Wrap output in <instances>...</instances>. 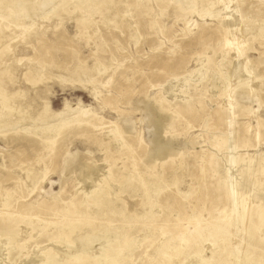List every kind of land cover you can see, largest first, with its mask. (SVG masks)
Masks as SVG:
<instances>
[{"label": "rangeland", "instance_id": "1", "mask_svg": "<svg viewBox=\"0 0 264 264\" xmlns=\"http://www.w3.org/2000/svg\"><path fill=\"white\" fill-rule=\"evenodd\" d=\"M62 1L64 0H53L42 8V12L48 13L56 6H59L55 8L56 11L59 10ZM244 5L243 10L249 20L264 24V0H246ZM67 6L72 8V4ZM151 6V16L129 18V29H107L101 23L94 26L89 30V34L91 35L92 30H97L93 37L95 44H88L79 33L73 22L74 16L65 17L61 24L56 18L41 20L33 16L31 11L27 12L28 15H23L22 20L27 27L32 25L29 38L31 44H35L40 54L45 55L47 51L50 54L43 59L53 56L54 61L67 70L79 61L85 69H92L91 67L94 68L97 64L96 60H99V63H103L108 69L99 78L102 88L99 89L98 97L93 98L90 88L84 90L76 84L65 83L60 86L53 81H47L35 89L29 87L22 80V73L28 65V62L23 60L17 64L13 75L14 84L8 87V90H22V97L18 102L23 107L31 105L29 111L27 110L30 115L40 112L44 101L48 102L51 113L60 111L65 102L74 110L80 102L97 120L104 123L113 122L125 131V137L128 139L125 140L135 149L137 161L143 158V164L154 165L153 170L156 173L171 174L179 180V184L177 188H167L161 195L149 197L145 196L141 185L133 191L129 189L118 198L120 201L116 203V208L121 209L124 203L127 214L140 215L147 212L155 220L153 225L158 231L179 236L193 231L197 225L212 224L219 213H227L230 210L229 204L221 199V195L213 191L211 167L208 164L210 157H214L221 169H228L226 161L229 156L235 155L231 154L228 147L243 136L252 137L253 147L248 150L240 148L237 151L240 158L246 155L248 159L254 160L255 157L264 155V102L257 101L260 96L250 95L251 101L238 100L240 108L237 110L235 134L228 138L225 135L224 113L221 110L223 99L220 97L221 93L231 87L247 83L253 88H258L259 78L264 82V40L262 44L251 42L248 47L246 55L253 63L251 66L255 75V79H252L243 72V59L238 61L232 53H221L223 31L220 17L208 19L204 24L193 15L189 18L190 28L185 29L183 23L175 21L173 12L167 9L166 15L160 17L159 26L151 29V17L158 18L160 15L159 7L154 2ZM221 9V6H217L212 12L218 14ZM11 15V8L0 10V19L1 16ZM135 21L138 23L136 31ZM0 24L4 35L8 36L3 42L12 46L10 62L17 58L33 56V51L25 49L20 38H13L19 35L17 29L14 35H10L14 31L5 29L7 21L3 19L1 23L0 20ZM55 24L60 26L54 28ZM247 33L249 31L244 36L248 37ZM95 45L98 48H95ZM119 64H122V68L117 70ZM53 72L56 73V70ZM91 76L97 78V72H93ZM78 78L85 81L86 76L81 74ZM200 78L203 79L202 82L194 86ZM185 80L189 81L190 87L188 94L183 96L180 91ZM213 82L217 85L210 87ZM261 91L264 92V85ZM103 99L111 106L104 104ZM161 101L163 106L170 104V127L162 126L161 130H157L152 125L149 126L144 112L146 104L154 107ZM111 107H118L122 113H116ZM125 119L133 122V127L130 125L129 130L125 127ZM256 132L261 135V141L255 136ZM157 137L168 141L170 149L165 158L150 164L145 154L151 151V140ZM29 143L20 144L14 141V144L5 145L0 142V205L9 197L13 205L19 204L15 207V212L22 211L25 218L32 217L31 222L26 219L22 223L7 221L0 224V264H42L45 248L50 249L54 260L61 264L66 260V255L80 253L82 238L88 241V248L84 251L87 256L99 257L111 237L109 232H106L109 231L106 224V229L86 235L83 233L89 229L83 227L71 236L68 244V239L64 236L55 240L56 234H53L51 227L40 235L35 234L39 217L34 218V215L42 217L46 224L51 226L52 222L57 221V218L51 216L52 208L60 207L72 197L85 199L105 171L104 155L92 142L84 144L77 134L71 135L62 142L58 154L53 157L51 172L46 180L29 193L31 186L28 187L27 183V186L20 185L18 188L19 180L25 181V175L29 172L41 173L45 163H49V157H46L41 145ZM121 158L123 159H112L116 164L113 171L117 172L121 167ZM83 160L88 162L83 163ZM70 162L72 166H64V163ZM137 168L139 171L143 169L140 161ZM228 172L232 174L233 179L237 176L236 169L230 168ZM261 179L264 180V177ZM111 188L113 189L110 192H113L117 191L119 186L112 184ZM20 196L22 199L17 202ZM113 199L117 200L115 197ZM29 205L31 206L28 207ZM31 225L36 231L29 240ZM121 230L118 229L119 232ZM10 236H15V241L8 246L7 239ZM160 241L162 236L151 239L150 228H142L132 235L128 242L133 243L134 252L131 255L128 252L120 255L118 264H150L157 256ZM17 244L22 245L21 249H17ZM9 247L12 248L10 253ZM202 251L205 256L210 255L207 244L202 246ZM188 254L184 260L174 258L171 264H188L193 260L190 252Z\"/></svg>", "mask_w": 264, "mask_h": 264}, {"label": "bare ground", "instance_id": "2", "mask_svg": "<svg viewBox=\"0 0 264 264\" xmlns=\"http://www.w3.org/2000/svg\"><path fill=\"white\" fill-rule=\"evenodd\" d=\"M245 1L64 0L61 2L59 10L56 11L55 8L59 7L56 6L48 13H43L42 8L52 3L53 0H0V10L11 8V14H13L10 17L1 16V23L3 19L7 21L5 29L11 32L14 31L10 35H14L17 29L19 35L13 36V38H20L24 48L33 51V56L17 58L10 62L9 57L12 52V46L10 43L3 42V39L8 36H5L4 30L0 28V142L5 145L14 144V141H18L20 144L30 142L37 145L39 143L41 149L45 151L46 157H49V163H45L41 173H27L25 181L20 179L17 187L20 185L22 187L27 186L28 183V187L31 186L28 191L32 193L41 185L51 172L53 157L58 154L62 142L71 135L77 134L78 137L83 139L84 144L92 142L99 147V151L104 155L105 171L98 183L94 185L93 190L85 196L86 198L78 200L72 197L60 207L52 208L51 216L57 218V221L52 222L51 226L47 225L42 217L34 215V218L39 217L38 229L37 231L34 230L32 225L29 227L32 232L29 240L32 239L34 231H36L35 234L40 235L51 227L53 234H56L55 240L64 236L68 239L67 242L69 244L71 236L83 227L89 229L87 232L82 231L86 235V233H97V231L105 228L104 224H106V228L109 231H105L109 232L111 237H109V241L102 249L99 257L87 256L84 251L88 248V241L82 238L80 253L66 255V260L61 264H118L120 255L125 252L131 255L134 252L133 243H128L132 235L147 226L150 228L151 239L158 235L162 236L157 256L154 259L155 262L153 261L154 263L151 262L150 264H171L174 258L179 257L184 260L189 256V252L193 260L189 261L188 264H264V229L262 230L264 227V180L261 179L264 177V155L250 160L246 155L244 156L245 158H240L237 154L240 148L248 150L253 147L252 137L243 136L238 138L236 142L234 141L233 145H229L228 149L231 154L235 155L228 157L226 161L229 165L228 169H221L219 164L213 159V156L208 161L209 167H211L210 177L214 184L213 191L221 195V199L229 204L230 210L227 213H219V216L210 225H197L191 232L173 236L166 231H158L153 225L155 220L147 212L140 215L127 214L124 210V203H122L121 209L116 208V203L120 201L118 198L129 189L133 191L137 186L141 185L145 196L149 197L161 195L167 188L171 186L177 188L179 184V180L172 177L171 174L156 173L153 170L154 165L152 167L143 164V158H139L140 165L143 167L139 171L137 168L139 161L135 159L134 155L135 149L127 142L125 131L113 122L104 123L97 120L90 110H86L84 109L85 107L81 106L80 102L77 103V108L74 110H71L65 102L60 111L51 113L48 102L44 101L40 112L30 115L28 109H30L31 105L27 104L26 107H23L18 102V99L22 97V90L20 88L13 92L8 90V87L14 84L13 75L15 68L23 60L27 61L28 65L25 66L22 73V80L29 87L35 89L39 84H44L47 81H53L60 86L65 83L76 84L83 87L84 90L90 88V95L93 98L98 97L99 89L102 88L99 78L108 69L103 63L100 64L99 60H96L97 64L94 68L91 67L92 69H85L82 62L79 61L73 68L67 70L59 63H56L53 56H50L49 59H43L44 56L50 54L48 51L45 52V55L40 54L35 44H31L29 38L32 25L27 27L22 20L23 15H28L27 12L31 11L33 16H37L41 20L56 18L61 24L65 17L74 16L73 22L79 33L83 35L88 44H95L93 37L96 35L97 30H92L91 35L89 34V30L93 29L94 26L101 23L107 29L114 28L120 31L125 28L129 29L131 28L128 23L129 18L149 17L152 15L153 8L151 5L153 2L159 7L160 15L158 18L151 17L149 21L151 29L159 26L160 17L166 15L167 9L173 12L172 15L175 21L183 23L185 29L190 28L188 25L189 18L193 15H196L203 22L211 18L220 17L223 31L221 53L225 55L232 53L238 61L243 59L245 61L243 72L249 75L250 78L255 79L251 66L253 63L247 58L246 54L251 42L262 44L264 40V24H258L257 22L259 21L249 20L246 17V12L243 10ZM70 4H72L71 9L67 6ZM217 6H221L222 9L217 12L218 14H214L212 9ZM222 11L223 13H221ZM135 24L136 31L138 27L137 21H135ZM204 24L206 23L204 22ZM58 26L60 25L55 24L54 28H58ZM247 31H249L247 33L248 37L244 36ZM95 48H98L97 45H95ZM101 67L103 69H100ZM120 68H122V64L118 65L117 70ZM54 70H56V73L53 72ZM93 72H97V78L91 76ZM81 74L86 76L85 81L78 78ZM198 80L199 82L195 83L194 86L201 83L203 79L200 78ZM188 84L189 81L185 80L180 91L181 95L185 96L188 94L190 87ZM214 85L217 84H211L210 87H214ZM263 85L262 78H259L258 88H253L246 83L231 87L220 94L223 99L221 110L224 113L223 121L227 138L235 134L237 110L240 108L238 100H249L250 95L255 96V94H258L260 97L257 101H260V103L264 102V92L261 91ZM104 99L102 100L103 103L111 106ZM161 104L162 101L157 105L155 104L154 107L146 104L144 112L145 120L150 123L149 126L152 125L157 130H161L162 126L164 128L166 126L170 127L168 120L170 118L168 114L171 112L170 104L168 103L166 106ZM112 109L118 114L122 113V111L118 110V107ZM132 123L129 119L124 120L125 127L127 126L128 130L131 129ZM97 132L100 134H95ZM255 136L259 137L260 139L258 138V140L261 141V135L258 132L255 133ZM151 143L153 148L150 152H146L145 155L150 164H154L157 160L168 155L170 143L161 137L151 140ZM1 156L2 154H0ZM114 157L119 159L123 157V159L121 158V167L118 168L117 172L113 171V167L116 166L115 161H112ZM87 162V160H83V163ZM71 164L72 162L64 163V166H72L73 164ZM230 168L236 169L237 176L234 179L231 177L232 174L230 175L228 172ZM200 171L202 172V166ZM112 184H118L119 188L117 191L113 190V192H110L114 188H111ZM113 197L117 198V200H114ZM21 199V196L18 197L17 202ZM16 206H19V204L13 205L9 197L2 202L0 205V224L7 221L15 223L19 221V223H22L26 219L27 221H32V217L25 218V213L22 211L15 212ZM118 229L122 230L119 232ZM14 241L15 236H10L7 239V245L10 246ZM204 244H207L210 248L209 256L203 254L202 246ZM21 246L17 244V249H21ZM11 251L12 248L9 247L8 253ZM44 255L45 257L42 260L40 259L42 264H60L54 260L50 249L45 248Z\"/></svg>", "mask_w": 264, "mask_h": 264}]
</instances>
